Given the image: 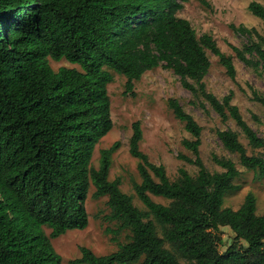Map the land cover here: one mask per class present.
<instances>
[{
  "label": "trees",
  "instance_id": "16d2710c",
  "mask_svg": "<svg viewBox=\"0 0 264 264\" xmlns=\"http://www.w3.org/2000/svg\"><path fill=\"white\" fill-rule=\"evenodd\" d=\"M183 1L0 0V264H61L51 239L87 227L91 185L92 198L108 197V219L128 230L129 240L102 256L81 247L71 264H264V207L256 213L250 192L238 209L223 207L239 171L231 159L217 156L213 161L222 171L206 169L199 155L202 127L178 100L169 98L167 106L193 137L182 144L194 159L180 157L197 167L194 176L180 168L171 181L163 165L151 163L139 148V121L131 126L129 153L138 160L141 181L133 188L146 211L120 190L119 178L108 180L119 142L100 150L97 169L90 165L94 146L112 128L109 70L125 76L130 93L145 72L170 69L221 120L233 119L251 148H264L231 96L219 100L206 90V49L232 79L235 68L212 36L197 37L190 22L177 16ZM247 8L264 22L263 4L252 0ZM230 27L248 37L242 48L232 47L239 61L264 69V36ZM49 58L80 69L54 71ZM216 134L243 167L264 176V157L249 155L237 132ZM150 194L170 202L157 203ZM220 227H229L236 241L223 253Z\"/></svg>",
  "mask_w": 264,
  "mask_h": 264
},
{
  "label": "rangeland",
  "instance_id": "374dc122",
  "mask_svg": "<svg viewBox=\"0 0 264 264\" xmlns=\"http://www.w3.org/2000/svg\"><path fill=\"white\" fill-rule=\"evenodd\" d=\"M251 1L184 0L177 16L190 22L197 37L204 34L212 36L220 51L231 57L235 68L233 79L227 75L218 57L206 49L210 61L208 73L204 78L206 90L219 100L230 95L231 104L238 107L244 121L264 141V105L257 100L264 99V69L254 70L246 66L239 61L232 49V47L242 48L248 42V37L235 32L230 25L254 28L264 36V22L248 11L247 7ZM255 1L264 5V0ZM48 62L54 71L61 67L80 69L79 65L72 64L66 59L55 61L49 58ZM109 71L113 76L112 82L107 85L112 128L94 146L91 167L98 168L100 150L119 142L118 149L111 156L108 180L119 178L120 190L132 197L134 206L146 211L133 188L134 183L141 181L136 168L138 160L129 153L131 126L135 121H139L143 133L139 148L148 156L149 161L156 165H163L171 181L178 177L180 168L194 176L197 173V167L180 157L194 159L193 153L182 144L184 139L193 140V137L167 106V100L174 98L202 127L199 155L206 169L211 173L222 171V168L213 161V157L217 156L231 159L239 171V175L233 181L234 188L224 197L223 207L238 209L246 194L250 192L256 198V213H262L264 176L260 177L254 171L243 167L238 155L223 147L216 131L231 129L237 132L239 141L249 155L264 157V148H251L233 119L221 120L208 103L193 97L188 90L184 89L180 85L179 78L170 69L158 67L145 72L140 80L134 82L130 93L125 92V76ZM200 103H203L204 107H201ZM93 191L94 187L91 185L85 202L88 214L87 227L83 230H69L51 239L53 248L61 256V264H71L70 261L78 259L81 256V247H86L95 255L102 256L113 253L120 243L129 240L130 232L126 229L118 230L119 223L108 219L110 215L108 197L92 198ZM150 197L153 201L164 205L170 202L152 194ZM44 231L49 235V229L45 228ZM158 235H161L160 232ZM218 235L221 239L219 245L221 253L236 242L234 233L229 227H220ZM239 244L243 245L244 242L240 241ZM167 247H169L168 244Z\"/></svg>",
  "mask_w": 264,
  "mask_h": 264
}]
</instances>
